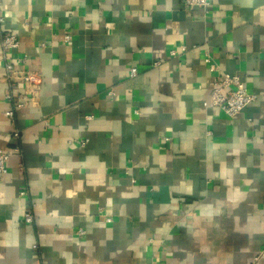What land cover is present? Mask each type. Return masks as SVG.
Returning a JSON list of instances; mask_svg holds the SVG:
<instances>
[{"label":"crops","instance_id":"1","mask_svg":"<svg viewBox=\"0 0 264 264\" xmlns=\"http://www.w3.org/2000/svg\"><path fill=\"white\" fill-rule=\"evenodd\" d=\"M0 16L15 69L43 78L9 116L25 88L0 62V146L21 152L0 264H264V0H1ZM223 72L257 94L234 117L210 105Z\"/></svg>","mask_w":264,"mask_h":264},{"label":"built area","instance_id":"2","mask_svg":"<svg viewBox=\"0 0 264 264\" xmlns=\"http://www.w3.org/2000/svg\"><path fill=\"white\" fill-rule=\"evenodd\" d=\"M186 6L189 7H202L207 8L211 4V0H182ZM1 3V0H0ZM4 21V17L0 16V23ZM71 35L67 34L65 40L69 41ZM19 46V39L15 34L5 32L1 36L0 43V62H4L5 66V77L9 83L13 84L16 82L23 83L24 92L16 97L13 93H8L7 99L13 101V109L7 111V115L13 116L14 109L25 107L29 102L34 100L37 92H39L40 86L42 84L43 78L42 74L39 71H17L14 64L9 60L7 52L10 49L16 48ZM210 63V58L206 59ZM211 68L214 71L216 65L211 63ZM138 73L137 68H131L130 76H136ZM213 90L210 96V105L222 110L227 116L234 117L241 113L250 103L254 102L257 99V94L249 92L244 83L237 76H233L229 73L223 72L220 75L214 78ZM108 94L110 96L114 95L113 90H109ZM19 131L15 132V135H18ZM71 144H77L81 147H84L88 139H75L70 141ZM19 151L18 148L14 152ZM12 150L4 149L0 146V180H3L4 176L8 172V160L14 153ZM22 195L26 194L25 190L21 191ZM35 205L30 206L23 218L27 223L34 222L33 210ZM112 218H107V221H111ZM79 236H84L86 230L79 228L77 230ZM33 248L37 251L39 250V244L37 242L33 243Z\"/></svg>","mask_w":264,"mask_h":264}]
</instances>
